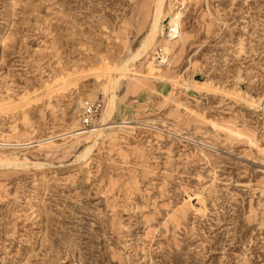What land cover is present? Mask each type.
Returning <instances> with one entry per match:
<instances>
[{"label": "rangeland", "instance_id": "374dc122", "mask_svg": "<svg viewBox=\"0 0 264 264\" xmlns=\"http://www.w3.org/2000/svg\"><path fill=\"white\" fill-rule=\"evenodd\" d=\"M156 1L0 0V264H264V0Z\"/></svg>", "mask_w": 264, "mask_h": 264}, {"label": "bare ground", "instance_id": "6f19581e", "mask_svg": "<svg viewBox=\"0 0 264 264\" xmlns=\"http://www.w3.org/2000/svg\"><path fill=\"white\" fill-rule=\"evenodd\" d=\"M164 1L165 0H157L156 1V9H155V14H154V19H153V22L151 24L150 33L146 37V39L144 40L141 48L135 54H133L132 57H130L131 60H134L137 57H141L143 55H146L153 48V46H154V44L156 42V39H157V35H158L160 29H162L161 28V24H162V22L164 23V18H163V8H164L163 4H164ZM180 17H181L180 14H176L174 17H171V19H170V27H169L170 29H169V32L167 33L166 37L173 38L177 33H179V31H180V28H179L180 27ZM164 52H165V54H168L170 52V48H169L168 45L165 46ZM150 67H151V69H153V68L155 69L154 62H151L148 65V68H150ZM109 70L110 69L107 68L106 71H109ZM125 71H126V67L125 66H122L121 68H118L116 70L117 74L112 79V84H113V86H112L113 87L112 88V97L109 100L108 107H107V110H106V115L103 118L104 121L106 120L107 116H109L113 112V110L115 108L116 85L119 82L120 77L122 76V74H124ZM122 127H126V126H122ZM104 129H105L104 127H97V125H95L93 128L84 129V133H90L92 135L96 134V137H103L104 134H105L104 133ZM96 142H98V140ZM91 149H92V146L90 145L85 150V152L81 155L80 159L82 160V159L86 158L89 155ZM7 163L12 164V165H17V166L18 165L24 166V165H27L30 162H29V160L27 158L19 159V157H17V156H15L14 158H8V159H4V158L0 157V166L7 165ZM44 165H45L44 163H35V166H37L38 168H42V167H44ZM53 167H55V166H53ZM42 177H44V175Z\"/></svg>", "mask_w": 264, "mask_h": 264}, {"label": "built area", "instance_id": "2783aa9c", "mask_svg": "<svg viewBox=\"0 0 264 264\" xmlns=\"http://www.w3.org/2000/svg\"><path fill=\"white\" fill-rule=\"evenodd\" d=\"M99 106L89 104L85 107V113L83 115V123L89 124L93 118V116L98 112Z\"/></svg>", "mask_w": 264, "mask_h": 264}]
</instances>
